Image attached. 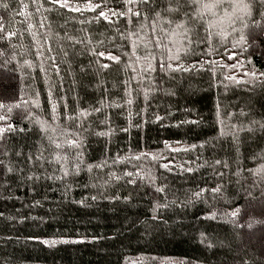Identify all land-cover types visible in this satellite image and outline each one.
Instances as JSON below:
<instances>
[{
  "label": "trees",
  "instance_id": "16d2710c",
  "mask_svg": "<svg viewBox=\"0 0 264 264\" xmlns=\"http://www.w3.org/2000/svg\"><path fill=\"white\" fill-rule=\"evenodd\" d=\"M246 2L242 28L193 0H0V264H264V0Z\"/></svg>",
  "mask_w": 264,
  "mask_h": 264
},
{
  "label": "snow or ice",
  "instance_id": "6c2138e0",
  "mask_svg": "<svg viewBox=\"0 0 264 264\" xmlns=\"http://www.w3.org/2000/svg\"><path fill=\"white\" fill-rule=\"evenodd\" d=\"M142 2L147 5L150 2V0H142ZM52 3H59V0H52ZM193 3L195 4L196 9H197V11H196V13H194V15H202L203 13L201 12V10H203V11H206V12H210L213 17L217 16V12L213 11V9H220L225 4H227V6L231 8V12H228V11L223 12V15H222V17H220V19L227 20L232 25H234L236 23V21L239 20L242 28H247L248 27V24L245 22L244 17L245 16H251V14H252L250 4L248 2H246V0H211V2H204V0H193ZM66 6H67L66 4L61 5V7H66ZM3 7L7 8L8 5L5 3V4H3ZM180 7H181V5L179 3V0H176V4L175 5L169 3L166 11H168L170 13L178 12ZM73 10L79 11L78 8L77 9H73ZM129 11H131V10L129 9ZM120 14L123 15V13H120ZM135 15L139 16L140 13L137 12V13H135ZM100 16L104 17L105 13L104 12H100ZM155 16L159 17L160 13L156 12ZM171 22H172L171 20L168 21V23H171ZM262 23H264V18H262V20H260V21L253 20V24H255V25H260ZM176 27L177 28H183L184 27V22L183 21L178 22ZM209 27H211V22H209ZM233 31H236V29L233 28ZM9 35H13V34L10 33ZM224 35H225V33H221V38H223ZM240 39L244 40L245 37L243 35H241ZM189 42H191V41H189ZM157 46H160V45L158 44ZM100 55H103V53H101ZM109 59L118 61L119 57L109 56ZM168 59L169 60L175 59V60L178 61L179 60V56H175L174 57V56L169 55ZM164 66L171 67V65H163V64L161 65L162 68ZM104 67H107V65H104ZM177 67L179 68L180 65L177 64ZM149 68H151V64H149ZM182 70H186V69H182ZM229 79H230V77H229ZM130 102L131 101H129V103ZM3 107H5V105L3 103H0V108H3ZM15 107H19V105H15ZM8 110L11 111L12 110V106H9ZM94 111L99 112L100 109L96 108V109H94ZM84 114L87 115L88 113H84ZM228 115L231 116L232 114L229 113ZM6 119H7V117L0 116V120H6ZM156 119L160 120L161 118L159 116H157ZM253 123H256V122L253 121ZM6 127H7L8 130H12L13 129V126L11 124H8ZM77 127H80V125H77ZM262 127H264V125H262ZM232 128L235 130L237 128V125L233 124ZM249 130H251V129H249ZM53 131H55V129H53ZM4 132H5V128L4 127H0V134H3ZM106 134L107 133H105L103 131L97 133V135H100V136H104ZM225 134L226 133L224 132V130L222 128L221 129V135H225ZM74 135H78V134H74ZM49 139H50V142L55 146V148L60 149V148L63 147V145L60 142H58L57 140H54L51 137H49ZM64 143H66L69 148H77L78 149L79 146H80L79 139H70L69 138V139H66ZM166 147H167V145H166ZM190 147L195 148L196 146L195 145H191ZM183 150L187 151V149H183ZM144 155H147V154H144ZM136 158L139 159V157H136ZM153 158L155 159V157H153ZM29 159H31V157H29ZM37 159H39V157H37ZM55 159L57 161L64 160V162L67 163V158L66 157H62L59 154L56 155ZM74 159L79 160L80 163H83L82 154L79 153V152H77L76 157H74ZM216 163L219 164L220 161H216ZM100 166L101 165H99V164L96 165V167H100ZM92 167H93L92 165H88L89 170H91ZM164 167H167V165H164ZM73 169L75 171H79V164H73ZM8 171H11V169H8ZM60 171L65 176L69 174L68 173V169L64 166V163L61 164ZM187 171H192V169L189 168V169H187ZM255 172L256 173H264V164L260 165L255 170ZM110 175L114 176V174H110ZM125 175L131 176L132 173H125ZM114 178L117 179V180L120 179V177H118V176H114ZM29 179H31V177H29ZM128 182L132 183L133 181L129 180ZM217 190L218 189H213V191H217ZM162 191H163V189H160V188L157 189V192H162ZM201 191H203V190H201ZM193 195L194 196H199L200 193L197 192V193H194ZM93 199H95V197H93ZM157 206L159 207V205H157ZM231 215L235 216V215H237V213L235 211H233L231 213ZM44 243H49V242L45 241ZM53 243H55V242L53 241Z\"/></svg>",
  "mask_w": 264,
  "mask_h": 264
},
{
  "label": "bare ground",
  "instance_id": "6f19581e",
  "mask_svg": "<svg viewBox=\"0 0 264 264\" xmlns=\"http://www.w3.org/2000/svg\"><path fill=\"white\" fill-rule=\"evenodd\" d=\"M6 18V17H5ZM32 43V42H31ZM32 52V51H31ZM3 69V68H2ZM16 75V74H15ZM17 96V95H16Z\"/></svg>",
  "mask_w": 264,
  "mask_h": 264
}]
</instances>
